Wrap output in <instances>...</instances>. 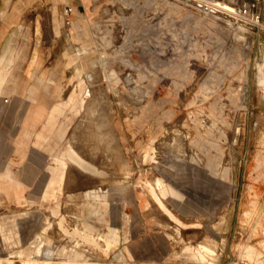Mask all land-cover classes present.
<instances>
[{
	"label": "rangeland",
	"instance_id": "obj_1",
	"mask_svg": "<svg viewBox=\"0 0 264 264\" xmlns=\"http://www.w3.org/2000/svg\"><path fill=\"white\" fill-rule=\"evenodd\" d=\"M201 1L90 0L98 41L64 30L54 53L78 82L54 110L76 121L33 175L6 164L0 142V264H198L183 242L163 244L174 222L143 193L155 176L182 237L211 238L213 264H264V18L249 22L246 0ZM81 224L117 242L105 252Z\"/></svg>",
	"mask_w": 264,
	"mask_h": 264
},
{
	"label": "crops",
	"instance_id": "obj_2",
	"mask_svg": "<svg viewBox=\"0 0 264 264\" xmlns=\"http://www.w3.org/2000/svg\"><path fill=\"white\" fill-rule=\"evenodd\" d=\"M5 1L7 0H0V64H6L8 71L6 76L2 77L0 91V101L3 103L0 142L5 150L6 164L18 174L26 176L33 175L35 168H43L48 160H56L59 157L76 121L73 120L76 114L70 113L69 110L65 109L59 115H56L54 110L57 104L68 97L70 90L78 82L77 79H70L72 72L66 65L67 59L63 56V50L59 54L54 53V50L61 45L59 40L62 39L64 30L79 37L72 41L75 45L90 47L98 41L96 32L99 25L95 22L97 13H92L89 7L90 0H42L43 5L39 9H32V5L39 0H8V3ZM246 1H258L260 14L264 18V0ZM176 4L195 15H202L197 9L181 2ZM59 7L64 9L59 10ZM68 8L70 11L66 12ZM46 19L49 21L46 22ZM73 23L76 25L73 26ZM81 60V57L77 58L74 64H82ZM50 78H53L54 82L46 85ZM167 170L172 171L169 168ZM62 181H65L63 176L54 184L59 185ZM143 183L146 198L154 201L174 222L170 225L174 235L172 245L164 241V246L169 249L183 242L182 250L192 260L198 264H213V258L210 256L215 257L216 252L210 250L214 248L211 238L203 236L200 241L191 243L196 237L195 234L186 240L182 237L181 226L184 224L166 204V197L173 195V190L157 176L154 181H151V177L145 178ZM116 189L119 192L122 188L118 185ZM218 223H214L215 228L219 226ZM78 228L101 243L105 252L117 242L114 229L108 228L104 234L95 226L81 224ZM83 238L79 244L86 246L90 243L88 237ZM73 255L76 257L79 253L75 252ZM63 259L75 261V258Z\"/></svg>",
	"mask_w": 264,
	"mask_h": 264
},
{
	"label": "bare ground",
	"instance_id": "obj_3",
	"mask_svg": "<svg viewBox=\"0 0 264 264\" xmlns=\"http://www.w3.org/2000/svg\"><path fill=\"white\" fill-rule=\"evenodd\" d=\"M202 1H203V0H202ZM202 1H201V2H202ZM203 2L206 3L205 0H204ZM209 3H210V2H209ZM218 3H219V2H218ZM216 4H217V3H216ZM206 5H207V4H206ZM220 5H221V4H220ZM216 6H218L219 9L221 8V6H219V4L216 5ZM204 8H206V7H204ZM207 8H210V6L207 7ZM213 9H214V11L212 10L213 12H215V10L217 11V8L215 9V8L213 7ZM232 9H233V8H232ZM232 9H231L230 7L226 8V10H228V11L230 10L229 12H231ZM202 10H204V9H202ZM205 10H206V9H205ZM205 10H204V11H205ZM209 10H210V9H209ZM248 11H249V9H248ZM247 19H248L249 22H252V23H255V24H259V21L257 20V17H256V16L253 17L250 11H249V13H248V15H247ZM81 133H82L81 136L84 135L83 132H81ZM85 133H86V132H85ZM79 134H80V132H79ZM79 134H78V136H79ZM81 136H80V137H81ZM84 136H85V135H84ZM84 138H85V137H84Z\"/></svg>",
	"mask_w": 264,
	"mask_h": 264
},
{
	"label": "built area",
	"instance_id": "obj_4",
	"mask_svg": "<svg viewBox=\"0 0 264 264\" xmlns=\"http://www.w3.org/2000/svg\"><path fill=\"white\" fill-rule=\"evenodd\" d=\"M250 7L251 8H254L255 11H256V14L254 15V17L256 16L257 17V20L259 19V16H260V11H259V7H258V1L256 2H253V3H250ZM70 9H66V12H69Z\"/></svg>",
	"mask_w": 264,
	"mask_h": 264
}]
</instances>
